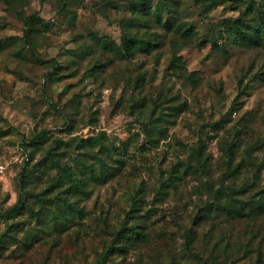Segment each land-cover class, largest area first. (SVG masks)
Wrapping results in <instances>:
<instances>
[{
	"label": "rangeland",
	"instance_id": "rangeland-1",
	"mask_svg": "<svg viewBox=\"0 0 264 264\" xmlns=\"http://www.w3.org/2000/svg\"><path fill=\"white\" fill-rule=\"evenodd\" d=\"M61 1L0 0V164L5 165L0 170V212L17 200L19 170L26 152L30 156L36 148L23 142L36 134L48 139L34 153L33 162L56 139L72 143L66 149L70 156L95 151L102 133L108 142L128 143L125 166L117 177L94 189L86 200L85 216L70 222L64 232L45 229L30 210L12 218L0 215V239L9 224L24 220V232L14 228L11 233L33 243L25 248L5 236L0 264H96L113 240L117 243L106 264H200L199 259L210 262L212 257L217 264H252L263 257L264 215L234 219L221 210H209L206 171L185 176L164 198L154 199L153 189L161 174L199 142L210 153L217 178L222 143L231 126L241 127L248 138L264 137V45L248 48L227 42L218 50L209 41L183 46L178 54L186 59L188 71H197L199 85L170 67L175 47L166 18L192 24L199 36L223 42L220 23L240 16L245 4L233 8L225 0L203 8L195 0H151L149 11H136L129 0H65L64 7ZM33 12L48 24L35 22L27 38L24 18ZM130 16L135 30L165 35V44L147 55L120 59L98 41L121 43L122 20ZM261 70L262 78L252 79ZM243 75L246 93L238 85ZM134 97H144V105H135ZM155 99L159 105L153 110ZM181 103L184 111L166 122L158 145L140 150L142 120L152 114L165 116L173 104ZM144 179L152 190L131 220L144 226L147 239L118 242L115 229L127 218L132 196ZM43 183L29 187L40 191ZM190 227L195 237L188 246L185 235Z\"/></svg>",
	"mask_w": 264,
	"mask_h": 264
},
{
	"label": "trees",
	"instance_id": "trees-1",
	"mask_svg": "<svg viewBox=\"0 0 264 264\" xmlns=\"http://www.w3.org/2000/svg\"><path fill=\"white\" fill-rule=\"evenodd\" d=\"M135 10L149 11L152 8L151 0H129ZM203 8L214 6L217 3H224L225 0H195ZM228 5L237 8L241 3L245 4L241 15L231 21L223 20L220 24L223 42L211 39L209 36H199L197 29L191 25L176 24L166 18L168 33L172 35L171 43L175 47L170 62V67L174 70L179 69V74L186 75L193 85H199L200 76L196 70L188 71L186 59L178 54V51L185 45L195 44L203 46L207 42H212V47L224 49L228 42L231 45L246 46L248 48L260 47L264 45V0H228ZM113 4L114 0H110ZM64 7L65 0L60 3ZM208 9V8H206ZM45 25L48 21L38 12H33L24 18V33L27 38L35 22ZM135 18L130 16L122 20L123 32L121 43L98 40L105 47L111 49L120 59L132 58L137 54L147 55L156 48H161L165 44V35L160 36L156 32H139L134 29ZM260 73H262L260 75ZM263 70L256 72L252 79L262 78ZM138 77V76H137ZM141 77L137 81H141ZM245 76L238 79L241 93H246L247 86L244 84ZM134 104L144 105V97H134ZM154 110L159 101H153ZM237 103V102H236ZM172 111L165 116L148 115L142 120L141 131L143 132L144 142L139 147L146 150L157 146L160 139L165 135L168 121H175L176 117L184 111V104H173ZM238 107H232L231 110ZM233 112V111H232ZM231 112V113H232ZM172 117V118H171ZM245 126V124L243 125ZM224 142L222 143L223 156L220 175L215 178L213 172V162L204 144L197 143L190 147L186 158L178 160L168 170L163 172L157 180L153 189H157L154 199L166 197L171 189L178 186L181 180L197 170H204L208 174L204 187L209 196L208 209L221 210L230 217L255 219L264 215V137L260 134L248 138L245 130L238 126H231L228 130ZM102 134V133H101ZM98 135V149L95 151L82 150L76 156L66 153L71 147V142L56 139L57 143L45 149L43 155L35 159L34 153L47 141L44 134H36L33 139L23 142V145L31 144L35 148L28 156L18 173V196L17 200L8 206L5 212H0L1 216L12 218L19 213L30 212L32 216L40 222L45 229L50 227L53 231L64 232L68 229L70 222H75L86 214L85 203L89 199L94 189L103 185L107 181L117 177L125 166L124 151L128 147L127 142L117 144L114 141L108 142L104 134ZM138 134V132H137ZM84 139V138H82ZM205 138H201L204 140ZM200 140V141H201ZM38 147V148H37ZM46 176V178H45ZM45 178V180H44ZM44 181L45 186L40 191L31 190L29 187L32 182L39 183ZM152 190L145 179L140 182L135 194L132 196L127 218L115 229L114 235L118 242L125 239L127 242L134 243L138 240H146L147 233L144 226L131 219L135 217V212L142 210L143 202L146 200L148 192ZM8 197L4 201H7ZM1 204V202H0ZM151 209H147L149 212ZM16 228L18 231L25 230V221H18L8 225L7 231L2 233L0 242H4L5 236L9 241L21 242L25 248L33 245L28 238L17 237L11 231ZM195 230L193 227L187 229L185 238L186 243L194 241ZM253 239L247 241L248 247H253ZM113 240L111 247H107L96 264H106L109 261V253L115 246ZM261 250V248L259 249ZM264 257V256H263ZM262 256L252 264H263ZM199 259V258H198ZM200 264H217V258L199 259Z\"/></svg>",
	"mask_w": 264,
	"mask_h": 264
},
{
	"label": "built area",
	"instance_id": "built-area-1",
	"mask_svg": "<svg viewBox=\"0 0 264 264\" xmlns=\"http://www.w3.org/2000/svg\"><path fill=\"white\" fill-rule=\"evenodd\" d=\"M5 169V165L4 164H0V170L3 171Z\"/></svg>",
	"mask_w": 264,
	"mask_h": 264
}]
</instances>
